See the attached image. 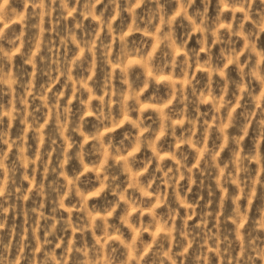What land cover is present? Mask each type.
Wrapping results in <instances>:
<instances>
[{"label":"clouds","instance_id":"1","mask_svg":"<svg viewBox=\"0 0 264 264\" xmlns=\"http://www.w3.org/2000/svg\"><path fill=\"white\" fill-rule=\"evenodd\" d=\"M0 264H264V0H0Z\"/></svg>","mask_w":264,"mask_h":264}]
</instances>
